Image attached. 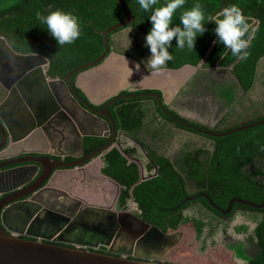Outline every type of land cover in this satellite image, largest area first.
<instances>
[{
	"label": "trees",
	"instance_id": "obj_1",
	"mask_svg": "<svg viewBox=\"0 0 264 264\" xmlns=\"http://www.w3.org/2000/svg\"><path fill=\"white\" fill-rule=\"evenodd\" d=\"M121 1L127 6L133 18V22L128 26H133L136 30L133 38L137 41L139 36L141 34L145 36L151 27L148 20L150 12H143L137 0ZM194 2L195 0H186L184 9L191 8ZM222 2L224 7L237 4L246 17L249 34L253 36L249 47L245 49L248 52L247 59L241 61L233 57L229 50L224 49L222 44L214 43L218 37L214 33V22L209 21L205 24L209 31L197 37L193 50H188L186 47L175 48L176 40L173 38L172 47L168 49L173 59L166 63L165 68L178 69L183 65H191L200 70H230L241 87L246 90L253 85L259 64L262 62L264 84V0H200L205 15L213 18L218 17ZM160 3H163V0H160ZM158 6L159 4L156 5ZM56 9L71 12L78 17L81 35L72 44L57 45L48 34L46 26L36 19V12L47 15ZM184 9H177L173 16V24L179 23V15ZM125 18V12L115 0H0V35L7 38V43L14 52L44 57L48 61L47 74L50 78L63 79L69 72L96 60L104 51L100 32L122 22ZM123 28L109 33L106 36L107 40L109 41L112 34ZM140 41L141 45H138L137 51L124 53L138 63V56L149 51L143 46L144 38H140ZM76 77L77 74L70 77L73 85ZM74 89L87 102L82 91L78 88ZM150 92L152 91H121L114 97L119 99L107 107L116 132L120 131L138 141L141 149L147 151L149 158L141 167L143 179L139 181L140 171L137 164L127 163L125 158V155L137 151V147H125L119 142V148H112L105 154L101 173L120 185L119 208H125L131 197L133 201L131 212L139 220L156 227L163 233H173L181 226L190 223L196 237L200 238L205 226L212 225V222L221 223L218 218L222 215L211 208L204 199H202L204 207H188L183 190L186 181L196 182L202 186L207 184L208 188L205 190L207 195L222 209L233 197L255 204L264 201V182L254 180L245 182L240 172L246 164L252 163V172L255 176L261 177L264 174V151L260 150V146L264 145V124L219 138L214 157L205 165L198 159L192 161L187 152L176 159L174 164H168L166 158L150 154L148 146L138 137L140 131L147 132L151 127L156 129L153 135H159L161 139L165 133L171 132L167 123L169 119L158 108L157 101L140 96ZM108 101L92 107L97 110L102 109ZM107 142L108 138L104 137L83 138L84 155L92 153ZM153 166L160 168L156 175L152 173ZM174 167L181 173L172 170ZM204 167L208 169V173ZM237 176L240 177L239 180L236 179ZM239 208L243 210L241 213L236 211ZM187 210L192 214H185ZM229 214L231 216L228 222L233 220L236 214H240L246 216L253 228L248 231L249 226L246 224L236 226L234 232L244 234L245 237L243 240H234L226 244V247L233 252L235 258L245 264H264V208L254 210L235 203Z\"/></svg>",
	"mask_w": 264,
	"mask_h": 264
},
{
	"label": "water",
	"instance_id": "obj_2",
	"mask_svg": "<svg viewBox=\"0 0 264 264\" xmlns=\"http://www.w3.org/2000/svg\"><path fill=\"white\" fill-rule=\"evenodd\" d=\"M115 1L125 12V20L100 32L104 42V51L96 60L69 72L63 79L56 77L51 79L48 76V61L44 57L37 54L16 53L7 43V38L0 35V176L5 179L3 185H7L25 170L30 169L35 174L39 173L35 182L27 188L23 187L17 191L25 183H19L9 190L0 188V195L7 194L0 200V264H162L158 262L160 257L141 259L134 254V257L138 259H129L123 256L107 255L104 252L110 245V241L117 240L121 243V240L124 239L129 249L123 254L130 255L132 253L130 250L135 252L138 247H141L155 251L161 256L167 249L177 244L181 236L179 231L170 234L163 233L127 211L121 213L111 208L83 206L73 216L71 224L97 220L100 222L106 237L104 241H99L98 252H92L45 243L40 240L23 239L12 234L13 231L9 229L6 222L11 214L19 215L20 213L21 215L26 213L25 211L30 213L34 210L33 206L39 207L34 198L42 191L43 185L48 184L58 172L65 169L75 170L94 157L103 156L112 148H119L117 143L119 132H116L114 121L107 111L109 104L119 98L113 99L98 111L91 107V105H96L95 103L89 100L85 102L76 93L74 88H78L77 81L79 78L84 77L87 73L96 72L99 68H104L108 59L116 57L122 63L128 64L130 71L136 70V77L140 82L126 89L128 91L160 89V94L154 93L148 96L153 97L161 108V101L167 102L169 99L168 92H176L177 85L186 76L198 70L194 66L183 65L178 69L165 68L159 74H150L144 72L141 66L136 69L135 65L139 63L135 60L122 54L110 52L109 41L106 36L133 22L127 6L121 0ZM223 7L224 2H222ZM112 70L109 68V74L115 75L116 71ZM226 73L240 86L232 71L227 70ZM74 74H77V77L73 85L70 77ZM104 74L106 73L104 72ZM167 76H170L171 79ZM172 79L175 83L171 82ZM125 84H127V80H125ZM123 86H121L120 91L126 90ZM120 91H117L115 95ZM36 95L40 97L41 100L38 98L40 102H36ZM65 99L75 112L77 111L87 117L89 121L88 131H84L80 127L76 115L63 102ZM182 118L189 120L185 115ZM263 124L264 120L221 134V137ZM108 136L109 141L88 156L73 162L62 160L64 156H70L74 159L82 156L83 138H106ZM63 143L68 144V148L72 152H61L59 155L52 152L60 149ZM52 156L57 157V159H52ZM105 178L117 189H120L118 183L108 177ZM142 179L140 172L139 181ZM27 181H31V178H28ZM28 196V199H24ZM200 196L205 198L209 205L221 215H228L234 203L254 210L264 208V201L255 204L239 198H232L226 208L222 209L216 206L207 195L200 194ZM16 208L20 212L16 211ZM136 225H139V229L133 234L130 227ZM121 235L124 237L120 238ZM127 236L128 238H126Z\"/></svg>",
	"mask_w": 264,
	"mask_h": 264
},
{
	"label": "flooded vegetation",
	"instance_id": "obj_3",
	"mask_svg": "<svg viewBox=\"0 0 264 264\" xmlns=\"http://www.w3.org/2000/svg\"><path fill=\"white\" fill-rule=\"evenodd\" d=\"M122 31H125L124 36L126 37V41L122 40V38L117 35L118 32L112 34L109 40L110 52L122 55H124V53L135 52L138 45H141L140 38H144V35L141 34L139 36V40L136 41L133 38L134 33L136 32L133 26H126L122 29ZM128 36L131 39V46L129 48ZM149 56V51L138 56L139 65L146 73H148V71L145 69L142 61H146ZM226 71L227 70L224 69H198L197 72L189 74L177 85L176 92H168L169 99L167 102L164 100L161 101V108L157 104L158 108H160L163 114L169 119V122H166L171 128V132H169V134L165 133L162 139L159 135H153V131H156V129H153L152 127L149 128L147 132L140 131L138 133V137L141 139V142L148 146L150 154L157 157H164L169 161L168 164H174L176 159L180 158L184 152H187L189 153V157L192 161L198 159L200 163L202 162V164L205 165L206 162L208 163L214 157L215 151L218 147L217 140L225 137H221V134L264 120L263 63L261 62L259 64L253 85L246 90L242 88L241 85H237L234 79L227 75ZM126 91L128 90L126 89ZM150 91L152 92L141 94L140 96L154 99L148 95L154 93L160 94V89H152ZM114 97H111L106 101ZM38 98L40 99V97L36 95V102H40L41 99L39 100ZM63 102L73 112V114L76 115V119L80 123V127L84 131H88L89 121L87 120V117L77 111L75 112L66 99ZM101 104L91 105V107L99 106ZM184 115L188 117L189 120L182 118ZM158 121L161 122L159 118ZM245 130L248 129L236 131L228 135L243 132ZM118 132V144L122 139H124L128 144L127 145L125 143V147L131 148L135 146L138 148V150L134 151L131 155H125V158L127 159V163L137 164L139 171L143 175L141 167L144 166V163L149 159L147 151H143L141 149V144L138 141L127 137L120 131ZM106 138H108L109 141V136ZM52 152L59 155L61 152L70 153L72 151L66 146H63ZM88 155H84V153H82V156L77 159L71 158L70 156H64L62 157V160L64 162H73ZM104 156L105 155L96 156L75 170L65 169L58 172L48 184L43 185L44 188L42 191L34 198L39 207L33 206V212L29 213L28 211H25L26 213H23L25 215H20L19 213V215L11 214V216H8V220L6 222L9 229L13 231L12 234L23 239L40 240L45 243L98 252L97 247L99 241H104V239H106L104 231L100 226V222L97 220L87 222L80 221L71 224L73 216L79 211V209L83 206L100 207L105 209L111 208L112 210H116L121 213L127 211L131 215L135 216L129 211V208L133 206L131 197L128 199L125 208H119L118 200L120 189H117L116 187L115 189L113 187L114 189L109 190L107 185H101V182H106L103 178L106 176L101 173V168L104 165ZM51 158L57 159L55 156H52ZM99 161H101L102 166L99 170H97ZM251 164L252 163L246 164L240 171L243 181L246 182L254 180L256 182H264V174L261 177L255 176L252 172L253 167ZM204 168L208 173V169L206 167ZM159 169V167L153 166V175H156ZM192 169L196 171L194 168ZM172 170H176V172L181 173L176 167ZM38 174L39 173L35 174L34 171L30 169L25 170L20 172L18 174L19 177L15 178V180L11 181L9 184L7 183V185H3L5 179H3V176H0V185H2L0 188L3 190H9L19 183L25 184L19 187L17 191L21 190L23 187L27 188L35 182ZM62 176H69L70 180H78L80 185L87 187L86 189H92L94 192H97V190L101 191L100 201H97L98 199L87 201L80 194L72 193L70 189H66L64 186L58 185L57 182L59 181L57 180H60ZM28 178H31V181L28 182ZM236 179L239 180L240 177L237 176ZM183 188L186 194L185 202L189 204L188 207H204L202 199H206L200 196V194L207 195L205 191L206 188H208L207 184L202 186L196 182L186 181ZM6 196L7 194H1L0 200ZM65 196L67 199H64ZM28 198L29 196L24 199ZM16 211L20 212L17 208ZM236 211L241 213L243 210L239 208ZM230 216L231 215L228 214L217 218L220 222H227ZM130 228L131 233L134 234L138 231L139 225L134 227L131 226ZM121 236L122 237L120 238L124 237L123 235ZM126 238H128V236ZM125 242L126 241H124V239L121 240V243L117 240L110 241V245L107 246L104 254L115 257L123 256L129 259H138L134 257V254L141 259L160 257V254L157 252L143 249L141 247H138L135 252L130 250V252H132L130 255L123 254V252H128L129 249ZM158 262L162 261L160 260Z\"/></svg>",
	"mask_w": 264,
	"mask_h": 264
},
{
	"label": "clouds",
	"instance_id": "obj_4",
	"mask_svg": "<svg viewBox=\"0 0 264 264\" xmlns=\"http://www.w3.org/2000/svg\"><path fill=\"white\" fill-rule=\"evenodd\" d=\"M139 8L149 13L148 20L151 24L149 31L144 36V47L149 49L150 56L142 61L145 69L150 74L161 73L168 61L173 59L168 51L175 38V48L193 50L197 37L209 31L205 24L214 22V33L218 37L214 43L222 44L224 49L231 52L233 57L244 61L248 57L245 51L250 45L253 36L249 34V25L242 9L237 4L223 7L218 17L206 16L200 0H195L192 7L184 9L186 0H137ZM159 4L158 7L156 5ZM177 9H184L179 15V23L173 24V16ZM36 19L46 26L48 34L57 45L72 44L80 35V22L78 17L71 12L56 9L47 15L36 12ZM247 36V38H245ZM128 48L131 39L128 36ZM127 48V49H128ZM139 64L135 65L139 69ZM264 151V145L260 146Z\"/></svg>",
	"mask_w": 264,
	"mask_h": 264
},
{
	"label": "rangeland",
	"instance_id": "obj_5",
	"mask_svg": "<svg viewBox=\"0 0 264 264\" xmlns=\"http://www.w3.org/2000/svg\"><path fill=\"white\" fill-rule=\"evenodd\" d=\"M124 34L125 31L121 30L120 32H118L117 35L120 36L122 40L126 41V37L124 36ZM112 71L116 70L114 69ZM128 71L130 73L125 76L127 84L123 86L125 89L131 88L134 84L140 83L138 77H136V70ZM107 72L109 73V69H107ZM114 77H116V75H114ZM119 77L120 76L118 75V78ZM122 81L123 80L119 78L117 85H115V87H112L115 92L121 89ZM171 82L175 83L173 79ZM83 85L86 84L83 83ZM85 91L87 95L91 96V98L92 94L90 92L94 91V93L96 94L95 100H101L100 98L102 95H100V88H96L94 86L92 91L87 90V88H85ZM120 142L125 144L126 140L122 139ZM57 183L58 185L64 186L66 189H70L72 193L80 194L87 201H92L96 199H98L97 201H100L101 199V191L97 190V192H94V190L92 189H86L87 187H83L82 185H80L78 180H70L69 176H63V179L61 178L60 181ZM101 185H107L109 190L115 188V186L112 185L110 182H101ZM64 199H67L66 196L64 197ZM132 210L133 206L129 208L130 212ZM185 214L192 213L190 210H187L185 211ZM240 224L248 225V231H251L253 228V225L246 218V216L240 214H236L233 220H231L230 222H212V225L205 226L200 238L196 237L194 228L190 223L183 225L178 229V231L181 232V236L179 237L177 244L167 249L160 256V260L169 264H245L243 261L235 258L233 252L226 247V244H229L234 240L244 239V234H236L234 232L235 227Z\"/></svg>",
	"mask_w": 264,
	"mask_h": 264
},
{
	"label": "crops",
	"instance_id": "obj_6",
	"mask_svg": "<svg viewBox=\"0 0 264 264\" xmlns=\"http://www.w3.org/2000/svg\"><path fill=\"white\" fill-rule=\"evenodd\" d=\"M109 68L116 70V74H115L116 77H114L113 74L107 73V69H109ZM128 70H129L128 64L122 63L116 57H111L110 60L108 59V62L104 66V68H101V69L99 68L98 71L92 72L89 74H85L84 77L79 78V80L77 81V87H78V89H80L82 91V93L85 95L87 100L98 105V104L105 102L107 99L111 98V96L116 94L117 91L115 92V90H113L112 87H115V85H117L119 78H121L123 80L121 82V86L124 85V82L126 80L125 76L128 73H130ZM102 71H104L106 74H104V72H102ZM118 75L120 76L119 78H118ZM83 83H85L86 85H83ZM94 86L96 88H100V90H101L100 95H102V96L100 98L101 99L100 101L95 100L96 94L94 93V91H92ZM85 88H87V90L92 91V92H90L92 94V98H91V96L86 94ZM63 146H66L67 148L69 147L68 144H66V143H63L62 147ZM101 166H102V163H101V161H99L97 170H99V168ZM101 177H103V176H101ZM103 178H104V180H106V182L109 183V181L105 177H103ZM62 179H63V176H62Z\"/></svg>",
	"mask_w": 264,
	"mask_h": 264
},
{
	"label": "bare ground",
	"instance_id": "obj_7",
	"mask_svg": "<svg viewBox=\"0 0 264 264\" xmlns=\"http://www.w3.org/2000/svg\"><path fill=\"white\" fill-rule=\"evenodd\" d=\"M169 79H171V77L170 76H167Z\"/></svg>",
	"mask_w": 264,
	"mask_h": 264
}]
</instances>
